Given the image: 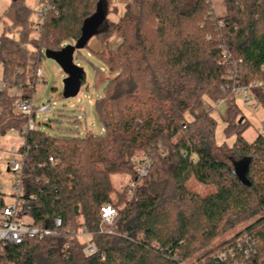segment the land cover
Wrapping results in <instances>:
<instances>
[{
  "label": "trees",
  "instance_id": "obj_1",
  "mask_svg": "<svg viewBox=\"0 0 264 264\" xmlns=\"http://www.w3.org/2000/svg\"><path fill=\"white\" fill-rule=\"evenodd\" d=\"M133 1L135 12L128 5L119 22L106 18L94 36L106 46L116 34L122 39L116 51L92 53L113 73L95 68L96 85L104 89L96 101L103 134L52 137L37 129L26 138L24 214L37 227L62 219V235L9 246L2 264H264V138L248 143L247 123H234L238 108L228 107L226 134L236 137L229 163L213 154L214 119L186 120L210 88L232 83H260L253 95L264 108V0H225L223 18L212 0ZM42 4L55 10L36 24L24 0L11 1L6 12L21 42L7 34L0 40V136L28 125L8 90L31 100L20 81L29 34L39 31L31 42L40 53L75 46L86 22L100 6L108 10L110 0ZM139 152L153 160L144 178L134 162ZM122 174L136 187L118 192L112 176ZM196 184L208 190L193 191ZM106 206L118 212L111 235L101 233ZM81 231L92 233L95 256L85 254Z\"/></svg>",
  "mask_w": 264,
  "mask_h": 264
},
{
  "label": "rangeland",
  "instance_id": "obj_2",
  "mask_svg": "<svg viewBox=\"0 0 264 264\" xmlns=\"http://www.w3.org/2000/svg\"><path fill=\"white\" fill-rule=\"evenodd\" d=\"M40 1L41 0H24L25 4L31 10L30 20L34 24L41 21L37 14ZM10 5L11 0H0V40L4 34H7V37L13 38L16 42H21L20 33L11 30L12 21L6 14ZM131 6L137 9L133 0H131ZM111 9L112 11L109 12L108 19L113 23L119 22L120 18L125 14V4H113L111 5ZM39 38L40 33L38 30L29 34V42L26 44L30 52L28 55V66L26 71L23 70L20 72V76L22 75L20 81L24 86L23 91H25L26 95L31 96L33 105L35 107L49 105V112L45 115H36L34 119L35 126L52 137L62 136L66 133L75 135L78 132L81 134H103V128L97 116L96 101L103 96L104 89L101 85H96L95 68L102 69L106 76H111L113 73H109L106 65L98 60L88 48L75 51L74 63L85 72V83L82 85L76 97L64 98L65 80L68 76L49 56L45 48L42 50V53L37 51L38 49L35 48L31 41L39 40ZM98 40L101 42L99 37ZM103 45L105 51L106 49L116 51L121 44L110 47L108 42L107 46L105 44ZM38 69H41L42 77L37 76ZM3 72V66L0 63V88H2V83L4 82ZM233 84L234 83L229 84V86H233ZM226 88L227 86L223 89L217 87L210 88L196 108V113L200 115L209 114L214 119L216 126L215 143L212 147L213 154L215 157L231 163L230 158L232 152L230 149L234 147L236 137L226 134L228 107L236 105L238 108L234 123L242 124L243 121L247 123L248 127L245 129L243 137L248 143H253L260 134V130L264 127V108L257 104L254 99L251 100L249 105H245L240 96L234 95L233 91ZM8 93L10 96H15L16 89L11 88L8 90ZM15 112L17 113L16 110ZM195 116V113L187 114V122H192ZM23 117L26 116L23 115ZM26 118L28 119L29 125L30 119L29 117ZM28 125L25 128H27ZM21 130H11L6 133V135L0 136V187H3V192L7 195L5 198L7 204L12 202V199L8 197L10 194L9 184L15 179V174L8 171L9 164L12 159H15L12 149L14 147L18 150L22 149L25 141L24 135L19 134ZM143 155L144 153L139 152L136 153L135 157L140 159ZM112 181L118 192H128L129 189L136 187L135 181H130L129 176L124 174L113 175ZM133 183H135L134 187H132ZM142 183L143 182H139V185H142ZM192 190L204 193L208 188L196 184L192 185ZM114 200L116 202L115 196ZM82 232L83 231L79 232L78 235ZM230 235H233V233L227 236L231 237ZM219 241L220 240L214 241L211 247L216 246ZM216 253L219 254V252Z\"/></svg>",
  "mask_w": 264,
  "mask_h": 264
},
{
  "label": "built area",
  "instance_id": "obj_3",
  "mask_svg": "<svg viewBox=\"0 0 264 264\" xmlns=\"http://www.w3.org/2000/svg\"><path fill=\"white\" fill-rule=\"evenodd\" d=\"M54 7L51 5L42 4L37 12L38 18L42 20L46 13L54 11ZM223 61L225 63H231V56L224 52ZM238 63H242L241 60ZM37 76L42 77L41 69L37 70ZM234 78V76H232ZM260 83H253L250 86L233 85L227 86L226 89L233 91L234 95H238L242 98L245 105H249L251 100L254 99L253 91L259 87ZM3 87L5 85L3 84ZM227 90V91H228ZM17 98L14 106L18 115H24L29 117L30 124L27 128L20 131L19 134L24 135V145L22 149L18 150L15 147L12 149L15 159H12L9 164V172L15 174V179L9 184L10 194L8 197L12 199L11 203H6V194L3 192V187H0V256L4 252L5 248L9 246L19 247L27 240H43L51 237H58L62 235L63 222L62 219L57 218L50 227H37L33 222L24 214V208L26 205L25 200V185H24V166L28 158L26 148V138L30 132L38 129L35 126V117L37 114L45 115L50 111L49 105H42L35 107L31 100H25L21 97L19 92H16ZM260 135L264 138V127L260 130ZM167 153L162 152V156L165 157ZM136 170L140 178L146 177L150 168L153 165V160L148 155H143L142 158H135ZM54 165L55 162L51 160ZM135 183L132 184V187ZM118 215L117 210L112 206H106L102 208V222L106 229L102 228L101 233L114 234L113 225ZM73 236V235H71ZM92 233L83 231L77 238H79L85 244V254L87 256H95L98 251L95 245L91 242ZM104 259V255H103ZM0 264H2L0 262Z\"/></svg>",
  "mask_w": 264,
  "mask_h": 264
},
{
  "label": "water",
  "instance_id": "obj_4",
  "mask_svg": "<svg viewBox=\"0 0 264 264\" xmlns=\"http://www.w3.org/2000/svg\"><path fill=\"white\" fill-rule=\"evenodd\" d=\"M11 1L18 2L20 0ZM106 15V8H104L103 5L100 6L97 14L86 22L83 28L82 36L75 46H67L60 52H48L49 56L62 68L64 73L68 76L65 80L63 93L64 98L76 97L82 87V81L85 72L74 63L75 51H79L80 49L85 48L88 45L89 41L94 36L98 35V29L105 22ZM234 166L237 168L236 174L243 179L244 171L243 167L241 166V162L235 163Z\"/></svg>",
  "mask_w": 264,
  "mask_h": 264
},
{
  "label": "crops",
  "instance_id": "obj_5",
  "mask_svg": "<svg viewBox=\"0 0 264 264\" xmlns=\"http://www.w3.org/2000/svg\"><path fill=\"white\" fill-rule=\"evenodd\" d=\"M125 4V7L127 5H131V0H110V7L107 11L106 18L108 19L109 12L112 11L111 5L113 4ZM213 3V8L214 12L217 18H223L226 16L227 9H226V4L225 0H212ZM133 11L135 12V7H132ZM116 10V9H114ZM126 11V10H125ZM109 45L114 46L116 44L120 45L121 44V38L118 35H114L109 41ZM88 49L90 50L91 53H100L105 51L103 43H101L97 37H94L93 39L90 40ZM201 103V102H200ZM197 116H201L199 113H196V110L194 112Z\"/></svg>",
  "mask_w": 264,
  "mask_h": 264
}]
</instances>
